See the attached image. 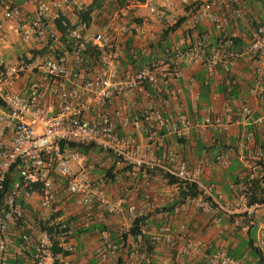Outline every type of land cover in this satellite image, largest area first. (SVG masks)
Instances as JSON below:
<instances>
[{"label":"built area","instance_id":"1","mask_svg":"<svg viewBox=\"0 0 264 264\" xmlns=\"http://www.w3.org/2000/svg\"><path fill=\"white\" fill-rule=\"evenodd\" d=\"M172 1L116 0L117 7L108 20L89 36L85 24L74 26L66 34L55 26V19L60 15L68 18L67 10L71 9L76 14L83 8L78 0H38L35 12L24 18L15 0H0V29L7 21L19 18L20 38L34 44L26 56L18 57L13 63L7 64L0 59V191L11 167L15 166L18 177L6 197L7 209L0 215V264H9L11 241L8 227L23 214L22 198L37 194L40 209L47 219L61 210L54 192L55 179L58 178L66 180V194L73 198L74 206L81 212L94 215L86 225L105 222V213L120 216L126 211L127 220L117 223L116 232L128 233L137 216L146 217L147 222L150 211H162L148 195L144 198L143 206L130 204L125 209L122 198L109 197L103 176L90 174L89 154L68 144H92L109 154L114 174L119 173L124 162H130L137 168L143 167L142 176L148 178L149 171L161 166V163L156 158L146 159L129 151L128 141L119 136L118 130L129 124L131 104L116 105V101L146 84L155 90L170 85L180 76L181 63L201 62L212 69L217 62L229 63L241 57L242 52L234 43L235 36H222L214 45L199 41L193 48H166L164 52L154 54L146 63L121 69L128 38L132 34L144 35L151 24L149 16L139 9L144 8L148 14L163 18L165 12L160 9V3ZM181 1L191 5L200 1L198 5L190 7L186 19L190 26L203 21L217 22L218 13L236 20L243 16L238 0ZM150 35L154 39V35ZM246 40L247 50L252 53L255 62L256 78L251 93L264 104V23L248 31ZM25 73L34 74L35 78L22 91L16 88V84ZM164 112L161 108L149 106L143 110L141 118L149 125L152 120L161 123ZM263 121V116L253 117L250 106L242 105L232 115L217 113L195 119L179 115L170 122L168 130L184 137L189 136L192 130L219 133L229 124H262ZM150 127L148 130L152 139L155 131ZM245 138L253 140V134L247 133ZM215 159L217 163L227 166L233 159V153L220 151ZM257 161L264 163L263 149L249 153L244 165L249 169L257 168ZM167 169L179 181L196 184L201 192L195 197L178 198L175 213H183L193 202L199 203L205 212L216 210L210 188L201 181L200 168H190L186 163L177 161ZM33 185L37 187L36 192L30 190ZM174 187L179 191L178 184H174ZM235 197L236 205L231 203L226 207L228 214L235 227L243 233H248L251 224L257 226V247L264 258V218L258 219L256 216L264 208V203L250 202L243 184L238 187ZM63 220L62 216H56L50 224ZM62 227H65L64 223L59 225V228ZM100 234L103 241L97 248V254L102 260L108 258V254L116 256L127 242L110 241L106 231ZM68 235L69 232L60 234L57 245L60 250L54 251L51 233L41 232L28 264H70L74 246L65 241ZM181 236L185 239L186 249L192 252L202 250L201 244L186 233ZM151 239L155 243L176 244L166 223L161 224L158 233L152 235ZM172 264L182 263L175 261ZM205 264L247 263L219 251L208 255Z\"/></svg>","mask_w":264,"mask_h":264},{"label":"crops","instance_id":"2","mask_svg":"<svg viewBox=\"0 0 264 264\" xmlns=\"http://www.w3.org/2000/svg\"><path fill=\"white\" fill-rule=\"evenodd\" d=\"M78 1L85 8L93 0ZM108 1L110 0H105V4ZM112 1L116 2V0ZM238 1L239 8L243 13L240 20L217 12L219 18L217 22L203 21L193 26L188 25L186 19L189 15L190 7L198 5L200 1H196L193 5L183 3L181 0H173L171 3L161 2L159 5L160 9L165 12L163 18L150 15L146 9L141 8L139 10L144 11L151 20L150 27H148L144 35L132 34L128 38V40L132 39L129 55L138 51L149 54L151 48L148 44L157 45L163 29L171 26L180 17H184L177 30L170 32L167 39L162 42L166 44L163 50L169 47L171 50L193 48L199 41L214 45L222 36H235L241 39L240 47L237 48L242 54L236 61L229 63L217 62L212 69H208L201 62L181 63L179 65L181 74L170 85L162 87L158 91L150 86V89L154 92L147 90L144 86L137 91L127 93L122 99L116 101V105L131 104L129 124L118 130L119 136L125 138L128 141V145L132 139L139 141L135 146L138 153L131 150L130 146L129 151H133L137 156L146 159H158L161 166L157 167L161 168L172 167L177 161L186 163L190 168H200L202 172L201 181L210 188L211 196L216 204L214 212H205L199 203L193 202L186 211L177 214L174 212V206L178 199V191L174 185L168 186L158 174L144 178L141 173L143 167L137 168L130 162H124L119 173L115 174L116 180L113 182L105 181V189L109 197L122 198L125 209L130 204L143 206L146 195L159 204L162 211L153 210L149 212L144 231L152 237V235L158 233L161 224L166 223L170 227L176 244L168 245L162 241L157 242L152 256L156 264H172L175 261H179L182 264H205L207 256L210 254L219 251L227 253L230 248L239 250L242 246V241L246 239L251 231V227H249L248 233L239 231L233 224L232 217L229 216L226 207L231 203L236 205L235 195L241 184H236L234 180L244 179L245 175L255 171V168H247L244 165V160L249 153L258 149L264 150V121L262 124L253 122L238 126L229 124L225 130L219 133H200L192 130L189 136L184 137L177 136L168 130L170 122L179 115H186L192 119L217 113L232 115L236 108L242 105H248L253 109V117L263 116L264 118V104H261L259 99L251 93L256 78L255 62L252 53L247 50L246 40L248 31L264 23V0ZM37 2L38 0H15V3L21 8L23 18L35 12ZM105 4L90 13V21L86 25L87 35L92 36L97 32L116 8L114 7L110 10L111 6L109 5L103 10L102 8ZM66 12L70 23L78 26L75 11L69 9ZM130 18L131 16L128 17L129 20ZM20 21L21 19L19 18L7 21L0 29V59H3L7 64L13 63L20 56H26L34 46V44L24 42L20 38L18 33ZM151 33L154 35V39L151 38ZM160 51V49H157L154 54H159ZM129 55H127L125 46L124 57L120 64L121 69L130 67L125 62ZM33 78H35V75L31 73L21 75L17 81L16 88L22 91L25 90L29 81ZM149 106L165 110L161 123L152 120L149 125L142 121L141 113ZM149 127L150 130L155 131L152 139L149 136ZM247 133H252L254 139L246 140L245 135ZM131 148L134 149L133 145ZM220 151L233 153V159L229 165L224 166L216 162L215 157ZM88 154L89 163L92 156H96V159L99 160L94 163V168L90 163V174L92 176L100 173L99 167L110 169L112 164L109 162V154L97 148L91 150ZM127 165H132L133 167L127 173H123L122 169ZM92 170L97 171L98 174ZM60 181V178L55 179L54 192L61 207L63 219H67L74 213L73 215L77 220L72 225V230L82 225L88 226L86 222L92 220L94 215L79 211L73 204V198L67 196L66 190L61 191L59 189ZM110 186L117 189L116 191L114 190L117 195H111L112 193L109 192ZM32 197L26 199V201L31 203ZM36 198L38 207L34 208L31 205V211H34V214L39 212V215L44 216L39 206V196L37 195ZM256 216L258 219H263L264 208L260 209ZM104 217L105 222L102 223L106 226L109 240L119 241L116 226L117 223L127 220V212L124 211L120 216L105 213ZM29 220L28 227L37 240L40 232L34 228L33 219ZM20 229L21 227L18 223L11 222L9 224L8 232L12 241L10 245L12 254L19 253L21 250V245L18 246L13 242L16 241ZM100 233L86 232L78 236L66 237L65 241L74 246V252L70 256V264H118L120 256L122 257V264L124 262L135 264L142 259H146L144 254L132 253L128 255L126 253L129 245L134 244L133 240L129 239L116 256L108 254V258L102 260L97 254V248L103 241ZM183 233H186L187 236L201 244L202 250L192 252L186 249L185 239L181 236ZM258 235L256 226L255 246H257ZM236 258L244 260L247 264H258V259L253 256V251H250L248 247H245L242 255Z\"/></svg>","mask_w":264,"mask_h":264},{"label":"trees","instance_id":"3","mask_svg":"<svg viewBox=\"0 0 264 264\" xmlns=\"http://www.w3.org/2000/svg\"><path fill=\"white\" fill-rule=\"evenodd\" d=\"M121 3L122 2H120V4ZM103 4H105V0H93L87 7L78 10L76 13L78 17V25H82V24L88 25L90 21V13L96 8H101ZM109 5L111 6L110 10H112L114 7H117V2L110 0L108 1V3L104 5L102 9L103 10L106 9ZM183 19L184 17H180V19H178L171 26L164 28L163 32L161 33V38L157 42V45H153L152 43L148 44V46L151 48L149 54L138 51L131 53L129 55V51L131 49V43H132V39H129L126 45L127 55H129V58L125 62H127L130 67H137L143 62H146L148 59H150L154 55L155 50L160 49L161 50L160 52L162 51L164 52L165 50L163 49L165 48L164 45L166 44L162 42H164L167 39V36L170 32H174L175 30H177V28L182 23ZM55 26L63 34H66L72 28H74L75 25H72L68 20V18H66L64 15H60L58 18L55 19ZM234 41H235L234 42L235 46L240 47V43H241L240 37H234ZM145 88L151 92H154L152 89H150L151 87L148 84L145 85ZM1 103L2 102L0 100V104ZM253 139H254V135H253ZM180 140H182V138H180ZM68 145L71 148L77 149L85 153H88L91 150L96 149L92 144L86 145V144L71 142ZM256 164L258 165V167L255 168L254 172L252 171L249 174L245 175L244 179H235L234 181L236 184L244 185V191L249 196L250 202L264 203V163L261 161H257ZM132 167H133L132 165L125 166L122 169L123 173H127L129 170L132 169ZM99 168H100L99 172L102 173L105 181L113 182L116 180V176L112 171L114 168L113 164L111 165L110 169H105L104 167H99ZM154 174H158L160 178H162V180L168 186L178 184L179 185L178 198L180 200L188 196L195 197L201 194L196 184L179 181L175 176H173L169 172L167 168L156 167L151 171H149V175H154ZM17 179H18L17 170L15 166H13L6 174L3 183V188L0 191V215L4 214V212L7 209L6 197L11 193ZM60 179L63 184L61 189L64 190L66 188V180L64 178H60ZM30 190L36 192L37 187L33 185L31 186ZM26 199L28 198L21 199V203L23 206V214L20 217V219H18L15 222L20 225L21 229L16 241H13L16 243V245L18 246L21 245V250L19 253H13V254L9 250L10 252L9 264H28L30 262L33 253L34 244L36 241H38L39 238L36 240L33 236V233L30 232V228L28 227V222H30L29 219H33L32 221V223L34 224L33 226L35 229L38 230V232L41 233L43 231H48L49 233H51V241L53 242L54 251L60 250L57 245L59 242L60 234L62 232H69L68 235L69 237V236H78L86 232L96 233V232L106 231V226L104 225V223H98V222H93L88 226L82 225L72 230V225L74 224L73 220L76 218L74 215H73L74 217L72 216L70 218H67L63 221H60L57 224H50V221L53 217L62 216L63 214L62 211L61 210L58 211L55 215H51L50 218L47 219L44 216L39 215V212L37 214H34V211H31L32 210L31 204L27 202ZM63 223L65 224V227L59 228V225H62ZM145 224H146V217L137 216L133 220L131 229H129L128 233L118 234L117 238L119 241H127L128 236H130L131 239L133 240L134 242V244H132L133 247L132 245H129V249L126 251L128 255L132 253H136L138 255L144 254L146 259L145 260L142 259L139 263H135V264H156L153 261V257H152L154 254L156 243L153 242L151 236L147 234L146 231H143V226H145ZM250 227H251V231L249 235L246 237V239L242 241V246L240 247V249L236 250L235 248L234 249L230 248L228 249L227 253L235 257H240L242 255L243 249L245 247H248L250 251H253V256L258 259L257 263L264 264V258L262 253L260 252L258 247L254 245V241H256L255 238L256 225L251 224ZM23 236H26L27 238L25 239ZM138 236L140 237L138 238ZM10 241H11V236H10ZM121 262H122V257L120 256L118 260V264H121Z\"/></svg>","mask_w":264,"mask_h":264},{"label":"rangeland","instance_id":"4","mask_svg":"<svg viewBox=\"0 0 264 264\" xmlns=\"http://www.w3.org/2000/svg\"><path fill=\"white\" fill-rule=\"evenodd\" d=\"M15 53V52H14ZM14 55V54H13ZM139 143V141L137 140V141H134L133 139L132 140H130V142H129V146H130V149L131 150H134V151H136L137 153H138V150L137 149H135V146L137 145ZM133 145V147H134V149L133 148H131V146ZM99 160L98 159H96V156H92L91 157V160H90V163L92 164V166H93V168L95 167V165H94V163L95 162H98ZM94 173H97V171H95V170H92ZM98 174V173H97ZM99 174H102V173H99ZM98 174V175H99ZM62 186H63V184H62V182L60 181L59 182V189L60 190H63V189H61L62 188ZM117 190V189H114V187L113 186H110V188H109V192H111L112 194V196H115V195H117V193H115V191ZM36 196H37V194H34L33 195V197H32V201H31V205H32V207H34V208H37L38 207V202H37V198H36ZM37 202V203H36ZM74 214V213H73ZM73 214H71L68 218H70V217H72L73 216ZM74 217V216H73ZM76 220L77 219H74L73 221H74V223H76Z\"/></svg>","mask_w":264,"mask_h":264}]
</instances>
